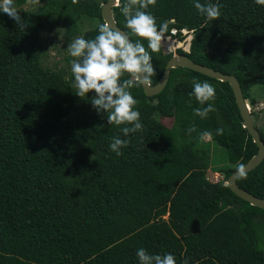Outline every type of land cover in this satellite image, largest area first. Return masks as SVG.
Segmentation results:
<instances>
[{"label":"trees","instance_id":"obj_1","mask_svg":"<svg viewBox=\"0 0 264 264\" xmlns=\"http://www.w3.org/2000/svg\"><path fill=\"white\" fill-rule=\"evenodd\" d=\"M119 1L112 7L117 25L147 47L146 38L126 29ZM15 2L33 6L20 10L25 28L0 14V264H138L139 247L172 252L176 264H264V208L205 178L212 164L225 181L257 150L230 84L177 66L157 94L133 85L144 126L117 155L108 145L113 135L123 138V125H108L87 97L75 94L73 57L65 53L75 36L96 35L99 24L83 30L81 23L92 26L95 16L104 23L101 2ZM220 3L214 20L192 0H155L145 11L157 24L173 18L168 29H193L189 50L179 53L234 74L253 103L250 88L264 85V4ZM55 25L65 40L54 45L59 62L49 65ZM169 57L152 53V84ZM194 77L215 86L216 111L205 118L193 111L202 107L189 95ZM203 130L212 137L201 139ZM259 134L264 141V129ZM246 173L236 182L264 197V158Z\"/></svg>","mask_w":264,"mask_h":264},{"label":"clouds","instance_id":"obj_2","mask_svg":"<svg viewBox=\"0 0 264 264\" xmlns=\"http://www.w3.org/2000/svg\"><path fill=\"white\" fill-rule=\"evenodd\" d=\"M192 3L199 14L207 19L214 20L221 16L220 0H207L203 3L201 0H192ZM257 3L264 4V0H257ZM154 4L155 0H123V6L120 8L125 17L126 29H130L131 33L138 37L146 38L147 47L141 39L132 40L127 31H120L105 22L98 25L97 33L93 38L77 35L66 48L68 54L73 57L69 64L75 94L81 98L87 97L96 113L107 117L108 125H123L119 129L124 134L123 138L113 135L108 145L117 155L121 152V146L129 143V134L142 130L144 126L140 119V111L135 107L137 99L130 89L133 85L151 86L152 76L156 71L152 62V53L160 50L165 32L178 36V33L184 30H193L176 26L168 29L169 21L172 20L170 24L175 22L173 18L157 24L153 13L145 11L149 5ZM19 13L15 0H0V14L10 18L18 27L25 28V18ZM126 74H129L128 78H123ZM91 90L94 92L89 96ZM189 95L195 96L202 105V107L193 108V111L201 118H205L209 112L216 111L215 104L211 103L216 95L215 86L208 80L201 81L194 77ZM246 104L249 112H253L247 101ZM253 123L259 133L260 125H256L254 119ZM243 127L245 128L244 124ZM224 131L225 128L220 126L215 129L218 135L223 134ZM211 137L212 132L209 130H203L200 133L201 139L207 140ZM261 140L263 141L262 138ZM246 162L235 166L234 171L239 177L247 175L244 166ZM215 173L216 180L205 178L212 182L223 179L217 172ZM227 179L224 181L225 184ZM163 218L167 219L168 214L163 215ZM136 256L138 264H176L175 255L168 251L150 253L146 248L139 247L136 249ZM184 264H187V260Z\"/></svg>","mask_w":264,"mask_h":264},{"label":"water","instance_id":"obj_3","mask_svg":"<svg viewBox=\"0 0 264 264\" xmlns=\"http://www.w3.org/2000/svg\"><path fill=\"white\" fill-rule=\"evenodd\" d=\"M117 2H119V0H106L102 2L100 12L104 23L107 22L111 27L116 28L120 31H125L123 28L117 25L113 16L112 7L114 5H117ZM177 66L192 69L207 76H211L215 79L227 81L230 84L243 124L247 129L248 133L251 135L253 141L257 145V152L244 164L246 172L254 168L264 158V143L261 140L259 133L254 126L252 115L247 108L242 88L237 77L234 74L224 73L218 69L205 65V63L202 64L195 62L183 53H176L171 55L166 61L164 70L158 81H156L154 84H151V86L142 85L144 92L149 96L159 93L165 87L168 81L171 68ZM237 176L238 175L236 174V171L232 172L228 176L227 185L229 186L231 191L242 199H244L245 201H247V203L264 208V198L254 195L245 188L239 186L236 182Z\"/></svg>","mask_w":264,"mask_h":264},{"label":"rangeland","instance_id":"obj_4","mask_svg":"<svg viewBox=\"0 0 264 264\" xmlns=\"http://www.w3.org/2000/svg\"><path fill=\"white\" fill-rule=\"evenodd\" d=\"M103 0H98V2L102 3ZM32 4L23 3V5L17 4L18 10H24L28 9L29 7H32ZM172 22V20L169 21V23ZM97 24H100V20L97 16L94 17L93 25L91 26L89 23H81V26L83 30H87L89 28H92L93 26H96ZM62 28L58 29V26L55 25L54 28L49 30V34L52 36L50 38L51 40L48 41L49 47H48V56H47V62L49 65L53 64L55 61L59 62V59L61 55L55 54V46L62 47L64 43V36H62ZM193 36V30L187 31L184 30L183 32H180V36L177 35H171L168 32H165L164 37L161 42V48L160 51L163 54L166 55H173L176 53H179V49L188 50L189 49V43L190 39ZM67 48V46H66ZM68 55V52H65ZM250 99L253 100V103L249 102L247 99V103L249 104L250 110L253 111L252 116L254 119V122L256 125H260V128L264 129V85L261 84H255L253 85L249 90ZM160 120L165 123L166 125H171L173 118L172 117H161ZM259 127V126H258ZM205 177L207 179L216 180L217 176L215 171H213L212 164L209 167V169L205 172ZM219 177V176H218ZM219 179V178H218ZM222 183H224V180H221Z\"/></svg>","mask_w":264,"mask_h":264}]
</instances>
